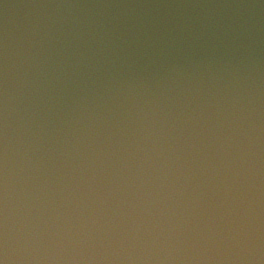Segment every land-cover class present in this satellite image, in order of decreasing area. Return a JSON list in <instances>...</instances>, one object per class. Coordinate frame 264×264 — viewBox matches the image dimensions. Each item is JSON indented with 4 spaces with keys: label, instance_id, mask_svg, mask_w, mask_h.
Returning a JSON list of instances; mask_svg holds the SVG:
<instances>
[{
    "label": "clouds",
    "instance_id": "clouds-1",
    "mask_svg": "<svg viewBox=\"0 0 264 264\" xmlns=\"http://www.w3.org/2000/svg\"><path fill=\"white\" fill-rule=\"evenodd\" d=\"M0 264H264V0H0Z\"/></svg>",
    "mask_w": 264,
    "mask_h": 264
}]
</instances>
